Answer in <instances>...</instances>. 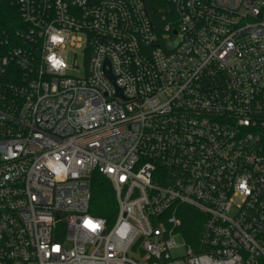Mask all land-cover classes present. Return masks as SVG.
I'll list each match as a JSON object with an SVG mask.
<instances>
[{
  "label": "built area",
  "instance_id": "2783aa9c",
  "mask_svg": "<svg viewBox=\"0 0 264 264\" xmlns=\"http://www.w3.org/2000/svg\"><path fill=\"white\" fill-rule=\"evenodd\" d=\"M0 264H264V0H0Z\"/></svg>",
  "mask_w": 264,
  "mask_h": 264
},
{
  "label": "trees",
  "instance_id": "16d2710c",
  "mask_svg": "<svg viewBox=\"0 0 264 264\" xmlns=\"http://www.w3.org/2000/svg\"><path fill=\"white\" fill-rule=\"evenodd\" d=\"M6 2V1H5ZM92 211L95 215L106 217L109 222L115 220L117 199L114 187L107 176L95 171L92 177ZM184 235L189 242L194 243L199 237L203 226L201 213L195 208L183 206Z\"/></svg>",
  "mask_w": 264,
  "mask_h": 264
},
{
  "label": "rangeland",
  "instance_id": "374dc122",
  "mask_svg": "<svg viewBox=\"0 0 264 264\" xmlns=\"http://www.w3.org/2000/svg\"><path fill=\"white\" fill-rule=\"evenodd\" d=\"M67 57H68L69 63H72L74 61L73 52H69ZM76 61H77V63H82V54L79 51H78V55L76 57ZM70 72L73 73V74H77L78 73V71H76V70H70ZM177 241H179V243H180L182 241V239L178 236L177 237ZM180 250L183 251V249H180Z\"/></svg>",
  "mask_w": 264,
  "mask_h": 264
},
{
  "label": "water",
  "instance_id": "95a60500",
  "mask_svg": "<svg viewBox=\"0 0 264 264\" xmlns=\"http://www.w3.org/2000/svg\"><path fill=\"white\" fill-rule=\"evenodd\" d=\"M106 74L112 79V81L114 82V84H116L115 77H114V75H113V73H112V71L110 69H106ZM119 92L120 93L122 92V89L121 88H119Z\"/></svg>",
  "mask_w": 264,
  "mask_h": 264
}]
</instances>
